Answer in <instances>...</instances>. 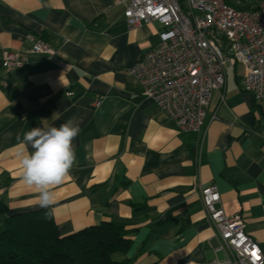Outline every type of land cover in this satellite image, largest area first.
Here are the masks:
<instances>
[{
  "label": "crops",
  "instance_id": "1",
  "mask_svg": "<svg viewBox=\"0 0 264 264\" xmlns=\"http://www.w3.org/2000/svg\"><path fill=\"white\" fill-rule=\"evenodd\" d=\"M227 3L253 11L264 0ZM161 30L156 22L128 27L115 0H0V55L26 58L21 69L0 67V231L10 215L50 209L59 236L122 226L131 246L119 259L132 264L221 262L200 198L213 185L224 213L240 214L264 253V111L242 90V67L227 66L203 133L178 130L128 73L158 47ZM29 37L55 56L30 53ZM69 119L80 127L76 163L42 208L21 176L22 154L34 151L24 134Z\"/></svg>",
  "mask_w": 264,
  "mask_h": 264
},
{
  "label": "built area",
  "instance_id": "2",
  "mask_svg": "<svg viewBox=\"0 0 264 264\" xmlns=\"http://www.w3.org/2000/svg\"><path fill=\"white\" fill-rule=\"evenodd\" d=\"M184 2L186 12L181 0H115L123 8L128 27L156 22L162 29L158 47L146 51L128 71L143 87V95L162 109L178 130L200 136L213 94L218 93L222 100L227 66L240 65L242 90L264 111V4L242 11L227 0ZM28 39L30 53L55 56L49 45ZM25 64L26 58L18 53L0 55V67L6 72ZM99 103V99L93 102L95 107ZM200 198L219 237V250L226 257L209 264H264V253L246 233L243 217L224 213L217 188H203Z\"/></svg>",
  "mask_w": 264,
  "mask_h": 264
},
{
  "label": "trees",
  "instance_id": "3",
  "mask_svg": "<svg viewBox=\"0 0 264 264\" xmlns=\"http://www.w3.org/2000/svg\"><path fill=\"white\" fill-rule=\"evenodd\" d=\"M0 213H7L0 203ZM122 226L104 222L59 236L50 209L5 218L0 231V264H132Z\"/></svg>",
  "mask_w": 264,
  "mask_h": 264
},
{
  "label": "clouds",
  "instance_id": "4",
  "mask_svg": "<svg viewBox=\"0 0 264 264\" xmlns=\"http://www.w3.org/2000/svg\"><path fill=\"white\" fill-rule=\"evenodd\" d=\"M79 132V124L69 119L59 127H34L24 134L34 151L22 154L21 176L37 190L40 207L54 203V186L63 183L76 163L73 140Z\"/></svg>",
  "mask_w": 264,
  "mask_h": 264
},
{
  "label": "rangeland",
  "instance_id": "5",
  "mask_svg": "<svg viewBox=\"0 0 264 264\" xmlns=\"http://www.w3.org/2000/svg\"><path fill=\"white\" fill-rule=\"evenodd\" d=\"M116 258L119 259V256H117Z\"/></svg>",
  "mask_w": 264,
  "mask_h": 264
}]
</instances>
